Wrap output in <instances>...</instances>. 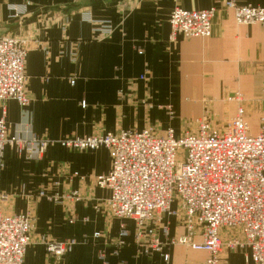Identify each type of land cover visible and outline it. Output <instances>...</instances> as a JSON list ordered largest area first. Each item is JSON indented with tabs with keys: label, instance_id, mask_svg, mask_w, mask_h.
I'll return each instance as SVG.
<instances>
[{
	"label": "crops",
	"instance_id": "0c3cea01",
	"mask_svg": "<svg viewBox=\"0 0 264 264\" xmlns=\"http://www.w3.org/2000/svg\"><path fill=\"white\" fill-rule=\"evenodd\" d=\"M224 1L0 0V37L19 34L30 42L24 65L30 101L24 109L14 100L5 101L7 134L28 129L38 139L57 141L171 128L180 135L192 131L193 122L204 115L221 128L238 107L244 110L248 134L264 133V26L237 25L222 8ZM235 1L264 7V0ZM72 4L82 8L67 16L38 13ZM175 6L218 8L211 37L170 43L168 18ZM82 12L89 13L90 22L83 20ZM26 18L22 28L5 33ZM103 27L111 28L106 37ZM236 94L241 102H226ZM167 107L174 117L183 118L181 123L169 118ZM110 163L104 148L78 151L54 145L35 161L5 150L0 169L3 212L29 214L35 236L76 242L70 252L55 258L42 245H30L24 264H203L205 253L178 245L165 250L167 261L157 253L139 254L131 222H126V244L115 255L120 220L107 215L110 194L94 182L109 172ZM40 193L60 201L38 198ZM73 194L76 200L70 199ZM163 224L171 237L184 233L176 218L164 216ZM95 233L100 234L97 239ZM230 235L220 231L222 240ZM246 255L247 250L224 249L220 264H249Z\"/></svg>",
	"mask_w": 264,
	"mask_h": 264
},
{
	"label": "built area",
	"instance_id": "2783aa9c",
	"mask_svg": "<svg viewBox=\"0 0 264 264\" xmlns=\"http://www.w3.org/2000/svg\"><path fill=\"white\" fill-rule=\"evenodd\" d=\"M222 8L232 14L237 25L264 26V7L226 0ZM217 12L215 6L206 10L175 6L168 18V41L211 37ZM82 15L84 21H91L88 12ZM101 30L104 37L111 32L110 27ZM29 49L30 42L19 34L0 37V169L6 149L35 161L54 145L78 151L104 148L111 159L110 170L94 182L110 194L105 203L107 215L120 220L115 255L126 244L130 235L126 222H131L132 242L144 256L157 253L167 261L165 250L178 245L205 253L203 264H220L224 249L247 250L249 264H264V133L248 134L242 107L221 128L201 120L193 132L181 135L171 128L162 133L133 129L57 141L38 139L28 129L25 134L8 135L5 101L14 100L22 109L30 101L24 75ZM144 78V74L139 77ZM227 100L242 99L236 94ZM3 196L0 191V264H24L26 248L33 244L42 245L51 258L76 245L74 240L53 242L35 236L29 214L3 212ZM37 197L60 201L43 193ZM77 198L73 194L70 199ZM164 216L176 218L184 233L171 237ZM222 230L229 231L230 237L222 240ZM99 236L95 233L93 239ZM98 257L103 260L104 254L100 252Z\"/></svg>",
	"mask_w": 264,
	"mask_h": 264
},
{
	"label": "water",
	"instance_id": "95a60500",
	"mask_svg": "<svg viewBox=\"0 0 264 264\" xmlns=\"http://www.w3.org/2000/svg\"><path fill=\"white\" fill-rule=\"evenodd\" d=\"M80 8H82V6H80L79 4H72L66 7H56V8H43L41 9L38 13L41 16H47L50 17L48 15H50L51 13H59L62 14L64 16L69 15L71 12H74L76 10H79ZM27 18L25 20H20L18 21L16 24L10 26L9 28H7L5 33H11L12 31L22 28L26 22Z\"/></svg>",
	"mask_w": 264,
	"mask_h": 264
},
{
	"label": "rangeland",
	"instance_id": "374dc122",
	"mask_svg": "<svg viewBox=\"0 0 264 264\" xmlns=\"http://www.w3.org/2000/svg\"><path fill=\"white\" fill-rule=\"evenodd\" d=\"M226 102L228 103L229 101H227L226 100ZM167 108H170V111L172 112V114H169V111L167 110ZM166 108V111H167V114H168V116H169V118L170 119H173L174 121H178L179 123H181L182 122V117L181 116H179V115H175V117H174V112L172 111V109H171V107H167ZM172 120V121H173ZM201 120H206L208 123H210L212 126L214 125L213 124V119L212 118H210L208 115H204L203 117H201V118H198V119H196L194 122H193V126H194V129L192 130V131H186V132H193L195 129H196V126H197V123L199 122V121H201ZM187 121H189V120H187ZM213 121V122H212ZM228 121V120H227ZM213 127H215V126H213ZM215 128H217V127H215ZM175 132V131H174ZM181 135V134H180Z\"/></svg>",
	"mask_w": 264,
	"mask_h": 264
}]
</instances>
